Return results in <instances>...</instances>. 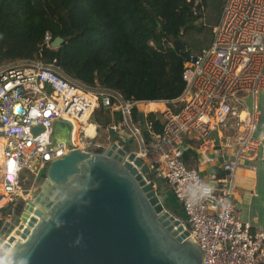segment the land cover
I'll use <instances>...</instances> for the list:
<instances>
[{
	"label": "built area",
	"instance_id": "1",
	"mask_svg": "<svg viewBox=\"0 0 264 264\" xmlns=\"http://www.w3.org/2000/svg\"><path fill=\"white\" fill-rule=\"evenodd\" d=\"M201 1H194L200 17ZM51 42V35L45 33L43 45L56 50ZM183 67L181 94L156 101L162 103L161 109L143 111L140 107L149 101H126L116 91L89 88L68 77L56 60L35 58L0 65V209L15 205L19 198L31 201L28 193L38 173L65 155L63 142L50 145L52 121H70L73 143L95 153L92 147H101L96 144L100 127L89 136L82 119L86 117L95 126L90 122L92 114L110 110L119 112L122 121L107 130L115 140L135 139L136 156L147 166L153 183L164 184L175 198L182 211L175 216L187 231V239L199 242L205 264H264V232L252 230L237 217L231 198L237 167L255 157L259 144L253 133L259 117L256 98L264 90V0H223L210 44L192 52ZM140 111L147 120V138L138 127ZM149 114L154 115L153 121L147 119ZM155 121L161 126L159 133L154 131ZM212 131L223 139L221 146L210 138ZM230 147L236 151L231 161L222 162L221 176L200 173L199 166L211 164L215 156H222L223 148ZM187 151L194 153L197 167L187 164ZM26 173L32 178L29 187L22 189ZM189 175L211 183L212 198L186 206L182 187ZM224 202L226 210L221 206ZM4 221L0 238L8 224Z\"/></svg>",
	"mask_w": 264,
	"mask_h": 264
},
{
	"label": "water",
	"instance_id": "2",
	"mask_svg": "<svg viewBox=\"0 0 264 264\" xmlns=\"http://www.w3.org/2000/svg\"><path fill=\"white\" fill-rule=\"evenodd\" d=\"M62 43L56 37L50 46ZM72 133L68 120L50 124L51 147L63 142L66 153L38 173L39 192L3 228L4 237L19 231L0 247V262L205 264L199 242L187 239L176 211L164 209L147 166L123 140L88 153Z\"/></svg>",
	"mask_w": 264,
	"mask_h": 264
},
{
	"label": "trees",
	"instance_id": "3",
	"mask_svg": "<svg viewBox=\"0 0 264 264\" xmlns=\"http://www.w3.org/2000/svg\"><path fill=\"white\" fill-rule=\"evenodd\" d=\"M194 1L0 0V65L35 58L56 60L68 77L89 88L116 91L126 101L172 100L184 89L183 66L192 53L181 36L202 28L196 27L201 17ZM45 33L52 41L60 37L62 45L47 49ZM105 111L107 116L96 122L101 127L122 121L119 112ZM136 113L134 108V121ZM160 130L155 121L154 131ZM106 143L92 147L93 152H102ZM13 207L0 212L9 216Z\"/></svg>",
	"mask_w": 264,
	"mask_h": 264
},
{
	"label": "crops",
	"instance_id": "4",
	"mask_svg": "<svg viewBox=\"0 0 264 264\" xmlns=\"http://www.w3.org/2000/svg\"><path fill=\"white\" fill-rule=\"evenodd\" d=\"M258 95L256 103L259 117L253 133V139L259 144L255 157L243 161L237 167L233 177V192L231 198L235 205L237 217L242 222L250 224L252 230L264 232V106L259 107ZM155 105L158 107L159 104ZM112 138L113 136H110L109 140ZM210 138L216 146H221L224 143L217 131H212ZM107 145L108 143H106L105 147ZM235 151L234 147L223 148L222 156H215L214 162L211 164L199 166L200 173L202 175L215 173L217 176H221L223 174L222 162L231 161ZM185 157L190 167H197L196 158L192 151H187Z\"/></svg>",
	"mask_w": 264,
	"mask_h": 264
},
{
	"label": "rangeland",
	"instance_id": "5",
	"mask_svg": "<svg viewBox=\"0 0 264 264\" xmlns=\"http://www.w3.org/2000/svg\"><path fill=\"white\" fill-rule=\"evenodd\" d=\"M204 10H203V15L202 17L196 22V27H202L201 29H192L183 32L181 36V40L191 49L192 52H196L197 50H200L202 48H206L212 39V28L216 26V24L219 21L220 15H221V9H222V4L223 0H204ZM95 88V87H94ZM258 104L259 107L264 106V90L260 91L258 95ZM158 107H162L159 106ZM107 116V113L105 110H96L94 114L92 115L90 122H98L101 123L102 119ZM137 122H138V127L140 128L141 135L143 138L148 137V133L146 131V122L147 120L143 117V112H139L137 116ZM97 125L100 127L98 131V136L96 140V144L98 145H105L109 137L111 136L110 132L107 130L108 128L106 127H101L99 124ZM126 133H129L127 128H124ZM123 141L127 144L129 149L132 151H136V142L135 139L130 138V139H123ZM96 148V147H95ZM92 150V149H91ZM26 177L24 176L21 180V188L22 189H27L30 185V181L32 178V175L25 174ZM41 182H37L36 185L31 189V191L28 193V198L27 199H33L37 193L39 192V187L41 185ZM155 184V191L157 195L160 197L164 209L166 211H176L177 216L180 214L182 215V211L178 207V204L175 200V198L172 196L171 192L168 191L166 186L159 181H154ZM25 195V194H24ZM26 203L22 198H19L17 202L15 203L12 214L7 216V212H0V219H5L4 224L6 223H12L15 218L16 214L19 213V209L21 206H24ZM5 226V225H4Z\"/></svg>",
	"mask_w": 264,
	"mask_h": 264
},
{
	"label": "clouds",
	"instance_id": "6",
	"mask_svg": "<svg viewBox=\"0 0 264 264\" xmlns=\"http://www.w3.org/2000/svg\"><path fill=\"white\" fill-rule=\"evenodd\" d=\"M214 186L211 183L203 180L193 179L191 175L188 177V182L183 184L182 192L186 206L193 207L199 205L202 201L212 198ZM222 208L227 209L226 202L222 203ZM4 264V262H0Z\"/></svg>",
	"mask_w": 264,
	"mask_h": 264
},
{
	"label": "bare ground",
	"instance_id": "7",
	"mask_svg": "<svg viewBox=\"0 0 264 264\" xmlns=\"http://www.w3.org/2000/svg\"><path fill=\"white\" fill-rule=\"evenodd\" d=\"M155 104H159V106H162L163 107V105H162V103H160V102H149L148 104H145V105H143V106H141L140 107V109L141 110H143V111H154V110H157V109H161L162 107H157ZM82 121L84 122V125H83V129H84V131L86 132V134L87 135H89V136H94L96 133H95V130H97V128L99 127L98 125H93V124H91V123H89V122H87V118L86 117H84L83 119H82ZM26 221H28V220H25V223H22L21 222V220H20V222H19V224H21V226H25L26 225ZM13 223H8L7 225H6V229H8L9 228V226L10 225H12ZM15 231H19V229H18V227L17 226H15L14 227V229L10 232L11 234L10 235H8V236H6V237H4V235H5V233H6V231H4V235L2 234V237H4V239H2V237L0 238V240H2V242H1V247L5 244V243H8V241H7V239H9V237L10 236H14V237H16L15 236ZM4 240V241H3Z\"/></svg>",
	"mask_w": 264,
	"mask_h": 264
},
{
	"label": "flooded vegetation",
	"instance_id": "8",
	"mask_svg": "<svg viewBox=\"0 0 264 264\" xmlns=\"http://www.w3.org/2000/svg\"><path fill=\"white\" fill-rule=\"evenodd\" d=\"M10 223V222H9ZM11 224V223H10Z\"/></svg>",
	"mask_w": 264,
	"mask_h": 264
}]
</instances>
